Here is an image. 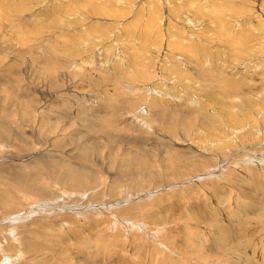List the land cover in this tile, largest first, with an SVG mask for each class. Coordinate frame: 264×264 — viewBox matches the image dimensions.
<instances>
[{"label": "rangeland", "instance_id": "obj_1", "mask_svg": "<svg viewBox=\"0 0 264 264\" xmlns=\"http://www.w3.org/2000/svg\"><path fill=\"white\" fill-rule=\"evenodd\" d=\"M0 264H264V0H0Z\"/></svg>", "mask_w": 264, "mask_h": 264}, {"label": "bare ground", "instance_id": "obj_2", "mask_svg": "<svg viewBox=\"0 0 264 264\" xmlns=\"http://www.w3.org/2000/svg\"><path fill=\"white\" fill-rule=\"evenodd\" d=\"M8 1V0H7ZM169 1V0H168ZM172 1H170V3H171ZM208 2H209V0H208ZM221 3V2H220ZM172 5V4H171ZM216 5V4H215ZM223 5V4H222ZM173 6V5H172ZM224 6V5H223ZM3 8V7H2ZM173 8V7H172ZM215 8H217L216 6H214V5H212L211 4V7H210V11L212 12V10L211 9H215ZM207 9H208V7H207ZM223 13H224V10L223 9H221V11L220 12H216V10H214V12H212L211 13V15L213 14V15H218V17H219V23L220 24H216V26H215V31L216 32H219V33H221V35L223 36V38H221L220 36L218 37V39L217 38H214V40H216L215 42H213V40H211V41H209L210 42V44H208V43H205L206 44V46H207V48H208V50H210V52L211 53H208V55H204L205 56V58L203 59V58H201V59H203L204 60V64L205 63H207V64H209V63H212V62H214L215 61V59H217V57H215V55L214 54H216V53H214V52H218V53H220V55L222 56V54H224V50H221L218 46H221L222 48H227V47H229V48H231V46L234 44V42H236L235 41V39L234 38H231L230 37V34L228 33L229 31L228 30H226V29H224V25L226 24L222 19H221V15H223ZM210 14V13H209ZM203 16V15H202ZM171 18H168V20H170ZM149 20V19H148ZM222 20V21H221ZM152 22V21H151ZM155 22V21H154ZM211 22V21H210ZM218 22V21H217ZM196 23H198V22H196ZM200 24V23H199ZM203 24V23H202ZM201 24V25H202ZM185 25V24H184ZM205 25V24H204ZM146 26H147V23H146ZM148 26H150L149 24H148ZM152 26V25H151ZM158 26V25H157ZM156 25H153V28L155 27H157ZM196 26V25H195ZM243 26V25H242ZM169 27V26H168ZM182 27H183V24H182V26H179V25H177L176 27H175V33H173V35H172V37L176 34V36L174 37V39H173V41L174 40H176V39H180V40H182V38L181 37H179L178 35H180V36H182ZM191 27V26H190ZM210 27V26H209ZM241 27V26H240ZM258 27V26H257ZM261 27H263V26H261ZM20 28V27H19ZM154 28V29H155ZM218 28H219V31H218ZM242 28V27H241ZM158 29V28H157ZM200 29V28H199ZM211 29V28H210ZM214 29V28H213ZM148 30V29H147ZM153 30V29H152ZM171 30H173V29H171ZM190 30V32L192 33V34H194V31H193V29H192V27H191V29H189ZM212 30V29H211ZM239 30H241L240 28H239ZM196 31V30H195ZM197 31H199V30H197ZM151 33V32H150ZM172 34V32H170V35ZM178 34V35H177ZM195 35V34H194ZM193 36V35H192ZM200 35H198V37H199ZM197 37V36H196ZM207 39L209 38V39H211V36L209 37L208 35H206L205 36ZM257 37V36H256ZM152 38V37H151ZM201 39V38H200ZM208 39V40H209ZM200 41V40H199ZM258 41V40H257ZM181 42V41H180ZM196 43V42H195ZM203 43V42H202ZM259 43V42H258ZM177 44V43H176ZM201 45V44H200ZM213 45L215 46V48L213 47ZM192 47V46H191ZM202 48V47H201ZM203 48H205V47H203ZM233 48V47H232ZM181 49H183V50H186V48H181ZM188 50H190V51H192L193 52V54H194V52H196L195 51V49H190V48H188ZM235 51V50H234ZM192 52H191V54H192ZM243 52V51H242ZM212 54V55H211ZM251 54V53H250ZM249 54V55H250ZM199 58V57H198ZM214 58V59H213ZM194 59V58H193ZM196 59V58H195ZM221 59V58H220ZM184 60H186L187 62H191L190 60L188 61V59L187 58H185ZM185 61V62H186ZM219 61H222V60H219ZM249 61V60H248ZM195 63H196V61H194ZM209 62V63H208ZM215 62H217V61H215ZM188 63V64H189ZM195 63H193V64H195ZM255 63V62H254ZM263 63V62H262ZM261 63V64H262ZM187 64V63H186ZM212 65V64H211ZM214 65V64H213ZM216 65V64H215ZM220 67H222V64L219 62V64H218ZM198 66V65H197ZM203 66V65H202ZM257 66V65H256ZM201 67V66H200ZM204 67H205V65H204ZM203 67V68H204ZM215 67V66H214ZM176 68H179V67H176ZM188 68H191V67H188ZM196 68H198V67H196ZM193 69V68H192ZM191 69V71L193 72V70ZM195 69V68H194ZM178 70V69H177ZM198 70H200V71H202L201 69H198ZM198 70H197V72H198ZM189 71V70H188ZM200 71L198 72V73H200ZM204 71V70H203ZM219 70L218 69H216V72H218ZM179 72H181V71H179ZM190 72V71H189ZM186 73V72H185ZM194 73V72H193ZM201 73H203V72H201ZM206 73V75H205V80H203V81H207V80H210V81H215L216 80V76L215 77H212V75H210L209 73L207 74V72H205ZM230 74V73H229ZM262 74H263V72H262ZM177 75V74H176ZM180 75V74H179ZM182 75V74H181ZM200 75V74H199ZM203 76H204V74H202ZM201 75V76H202ZM198 76V75H197ZM196 76V77H197ZM200 76V77H201ZM202 76V77H203ZM223 76V75H222ZM171 77V76H170ZM179 77V76H178ZM181 77V76H180ZM199 77V76H198ZM189 78H191V77H189ZM204 78V77H203ZM176 79V78H175ZM228 78L226 77V80H227ZM201 80V81H202ZM182 81V80H181ZM227 81H229L230 82V80L228 79ZM232 81V80H231ZM180 82V81H179ZM216 82V81H215ZM232 83V82H231ZM235 83H237V82H235ZM239 83V82H238ZM237 83V84H238ZM230 84V83H229ZM241 84V83H240ZM240 84H238V85H240ZM231 85V84H230ZM220 88L223 92H227V91H229V90H227L228 89V83L226 82V83H224V84H222V85H217V86H213V85H211V83L209 82V81H207V88H208V90L209 91H211V92H215V93H217V92H219V90L218 89H216V88ZM241 87V86H240ZM174 88V87H173ZM204 88V87H203ZM243 88H245V87H243ZM205 89V88H204ZM242 89V88H241ZM249 90V89H248ZM205 92V91H204ZM213 92V93H214ZM233 96V95H232ZM252 96V95H251ZM251 96H247V97H245L246 99H253V97H251ZM207 97H208V100H209V102L211 103V104H217L218 103V105L220 104L221 105V108H222V110L223 109H225V108H227V111H229L230 109H232L233 108V106H235L236 105V103L234 104L233 102H231V101H234L235 99H240V109L241 110H239V111H237V112H233L234 111V109L232 110V111H229L228 112V114H233V115H236L239 119H243V118H241V115H245V116H247V114L245 113L246 111H245V109H247V108H244L245 106V101H244V97L242 98V97H239V98H235V99H232L231 101H229V100H225V94H224V96L223 97H221V98H219V99H217V97L214 95V94H212V93H210L209 95H207ZM206 98V97H205ZM211 99H213V100H215L216 102H213ZM204 101V100H203ZM203 101H201V103H204ZM239 101V100H238ZM206 102V101H205ZM208 103V102H207ZM207 103H206V105H207ZM229 103H232V107L231 106H229ZM201 105L202 104H200V107H201ZM237 106H239V105H237ZM243 109V110H242ZM199 110V109H198ZM208 110V109H207ZM207 110H200L201 111V114L203 113V115L205 116V114L207 113ZM224 111V113H221L220 114V117L218 118L219 120H221L222 119V121H223V123H224V121L226 120L227 122H232V121H234V122H237V123H239V121H237V119L235 120V119H232V118H229V117H227L226 115L227 114H225V111L226 110H223ZM226 111V112H227ZM247 111H249V110H247ZM252 112V111H251ZM210 113V112H209ZM211 113H212V111H211ZM191 115V114H190ZM219 115V114H218ZM212 116V115H211ZM212 118V117H211ZM246 118V117H245ZM247 119V118H246ZM245 119V120H246ZM244 122V121H243ZM220 123V122H219ZM222 124V123H221ZM232 124V123H231ZM113 125V124H112ZM213 125V124H212ZM241 125V124H240ZM243 125V124H242ZM246 125H248V124H246ZM226 126H227V124H226ZM225 126V127H226ZM232 127V126H231ZM163 128V127H162ZM93 129V128H92ZM231 130V129H230ZM253 133V132H252ZM251 135V134H250ZM200 136V135H199ZM204 137V136H203ZM189 138V137H188ZM195 139V138H194ZM204 139V138H203ZM233 141V140H232ZM211 142V141H210ZM248 142V141H247ZM185 143V142H184ZM197 143H199V142H197L196 141V139L195 140H193L192 141V145L193 146H195L194 144H197ZM201 143V142H200ZM218 143V142H217ZM224 142H222L221 143V146H220V144H217V145H219V146H217L216 147V145H214V148L212 149V150H214L215 148H218L219 147V149H220V147H222V148H225L227 145L226 144H223ZM190 144V143H189ZM242 144H244V143H242ZM241 143L239 144L240 146L242 145ZM197 145H199V144H197ZM229 145V144H228ZM205 146V145H204ZM88 147V146H87ZM239 147V146H238ZM208 149V148H207ZM241 149V148H240ZM239 149V150H240ZM92 150H94V148H86V154L87 155H90L91 154V151ZM223 150H225V149H223ZM215 151H217V152H219V153H221V155H223V152H221V151H219V150H215ZM211 152V151H210ZM210 152H209V154H210ZM216 152V153H217ZM234 152V151H233ZM238 152H240V151H237V153ZM212 153V152H211ZM225 153H226V150H225ZM236 153V152H235ZM217 155H219V154H217ZM225 155V154H224ZM220 156V155H219ZM140 157V156H139ZM136 158L135 160L136 161H138V162H141L142 161V159L141 158ZM222 157V156H221ZM218 158V157H217ZM144 159V158H143ZM218 161V160H217ZM144 162V161H143ZM142 162V163H143ZM221 166V165H220ZM217 167V166H216ZM263 170V169H262ZM197 171V170H196ZM71 172L72 173H69V177L71 178V181H72V183L73 184H77V185H85V184H87V177H85V179L82 177V176H80V175H82L81 174V172L80 171H74V170H71ZM85 176V175H84ZM28 186V185H27ZM76 186V185H75ZM28 188L30 189V190H32V188L31 187H29L28 186ZM34 191L37 193V194H41L42 193V190H41V188L40 187H35L34 188ZM109 205H111V204H109ZM113 205V204H112ZM111 205V206H112ZM51 206V205H50ZM5 208H7V206L5 207ZM6 211H12V209H7ZM13 212V211H12ZM126 213V214H125ZM127 213L128 212H125V211H122V214L125 216V217H128V218H131V216H129V215H127ZM128 214H130V213H128ZM134 216V215H133ZM13 218V220H11V218H10V223L11 222H14L15 221V217H12Z\"/></svg>", "mask_w": 264, "mask_h": 264}]
</instances>
